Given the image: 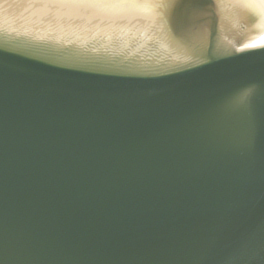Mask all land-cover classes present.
Wrapping results in <instances>:
<instances>
[{"label": "water", "instance_id": "1", "mask_svg": "<svg viewBox=\"0 0 264 264\" xmlns=\"http://www.w3.org/2000/svg\"><path fill=\"white\" fill-rule=\"evenodd\" d=\"M57 1L0 6V264H264L262 16Z\"/></svg>", "mask_w": 264, "mask_h": 264}, {"label": "bare ground", "instance_id": "2", "mask_svg": "<svg viewBox=\"0 0 264 264\" xmlns=\"http://www.w3.org/2000/svg\"><path fill=\"white\" fill-rule=\"evenodd\" d=\"M163 0H84L82 3L88 7L94 8V11L87 10L82 6H79L78 13L74 16H68L63 10H57L55 13L58 14L56 17L53 14V18L59 21L71 22H90L98 24L104 27H108L110 33H113L118 27L119 28H133L141 26L146 29L147 26H156L158 22L157 15L160 14ZM57 0H0V6L6 3L11 5L20 6L21 8L28 9L29 7H41L43 12L30 11L32 20L41 21L39 18H46L47 12L44 7H47L48 3H56ZM71 3L64 5V8H69L70 5H75L77 0H71ZM223 9L226 12H232L233 10L243 17H252L254 13L261 15V27L259 31L254 32L252 40L249 41L248 45H258L264 43V0H221ZM39 4V5H38ZM25 5V6H22ZM81 5V4H80ZM233 9V10H232ZM3 10H0L2 12ZM29 14V15H30ZM94 15V17H93ZM65 17V19H62ZM93 17V18H92ZM133 19H137L134 21ZM43 20V19H42ZM54 22V20H48ZM161 25L158 24L157 28Z\"/></svg>", "mask_w": 264, "mask_h": 264}]
</instances>
